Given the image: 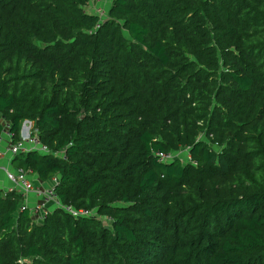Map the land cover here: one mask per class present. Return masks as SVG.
Segmentation results:
<instances>
[{
    "label": "trees",
    "instance_id": "obj_1",
    "mask_svg": "<svg viewBox=\"0 0 264 264\" xmlns=\"http://www.w3.org/2000/svg\"><path fill=\"white\" fill-rule=\"evenodd\" d=\"M89 1L0 0L11 167L86 211L0 187V264H264V0Z\"/></svg>",
    "mask_w": 264,
    "mask_h": 264
},
{
    "label": "built area",
    "instance_id": "obj_2",
    "mask_svg": "<svg viewBox=\"0 0 264 264\" xmlns=\"http://www.w3.org/2000/svg\"><path fill=\"white\" fill-rule=\"evenodd\" d=\"M24 122L26 123L28 121L23 120L22 128L24 126ZM1 133H3L5 137H8V138L10 137L9 136L10 133L7 129V123H5L4 128L2 129ZM0 137H1V134H0ZM5 149L10 155H14L15 153H18L20 151H26L29 149H36L42 152L47 151V147L44 144L40 143L36 133L30 132V129L26 133L22 134L15 141H11L10 139H8V143L5 146ZM157 154L159 155L160 158L166 159L170 157L171 153L164 154L161 152H157ZM2 169L5 174V177L11 183L12 185L11 187H15L19 189L23 195V200L20 203V206L27 205V203L25 202V198L27 197L29 193H33L36 195H42V202L40 203L36 202V203H33V205L28 206L30 209V212L34 214V217L40 218V216H42V214L45 212L44 210L45 208L43 207L45 200L46 201L48 200L51 203L62 207L63 209L71 212L72 214H75L77 212L86 213L85 210H76L68 204H61L59 202L53 190V184L57 180L56 176L51 177L47 185H45L44 187H40L38 184H34L32 182V179L28 175L27 171L20 166H14V167H10V166L3 167L2 166Z\"/></svg>",
    "mask_w": 264,
    "mask_h": 264
},
{
    "label": "crops",
    "instance_id": "obj_3",
    "mask_svg": "<svg viewBox=\"0 0 264 264\" xmlns=\"http://www.w3.org/2000/svg\"><path fill=\"white\" fill-rule=\"evenodd\" d=\"M28 122L30 123L31 121H28ZM22 134H24L23 130H21V132L19 134V137ZM0 139H1L0 140V187L3 190H5V189H9L12 185H11L10 181L5 177V174L3 172L2 166L3 167H7V166L11 167V165H12L11 156L12 155H10L5 149V146L7 145L9 138L5 137V135H3V133H1ZM29 176L32 179V182L34 184H38L40 187H44L45 185H47L45 182L39 181L35 174H30ZM22 200H23V198H22ZM27 200H28L27 206H31V205H33V203H36V202L40 203V202H42V195H36V194H33V193H29L27 195ZM51 205L52 204H51L50 201H48V200L46 201L45 200V202L43 204V207L44 208H46V207L49 208Z\"/></svg>",
    "mask_w": 264,
    "mask_h": 264
},
{
    "label": "rangeland",
    "instance_id": "obj_4",
    "mask_svg": "<svg viewBox=\"0 0 264 264\" xmlns=\"http://www.w3.org/2000/svg\"><path fill=\"white\" fill-rule=\"evenodd\" d=\"M110 0H90L88 5L86 6L88 10L95 11L99 14V16L105 15L107 6L109 5ZM22 126V122L20 124L19 132ZM31 127V122L24 123V126L22 128L23 133H26ZM179 157L182 162H185L188 160L187 150L186 148H181L178 151L172 152L170 154V158ZM25 202L28 204L27 197L25 198Z\"/></svg>",
    "mask_w": 264,
    "mask_h": 264
},
{
    "label": "water",
    "instance_id": "obj_5",
    "mask_svg": "<svg viewBox=\"0 0 264 264\" xmlns=\"http://www.w3.org/2000/svg\"><path fill=\"white\" fill-rule=\"evenodd\" d=\"M22 125H23V121H22ZM22 127V126H21Z\"/></svg>",
    "mask_w": 264,
    "mask_h": 264
}]
</instances>
